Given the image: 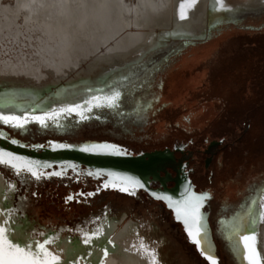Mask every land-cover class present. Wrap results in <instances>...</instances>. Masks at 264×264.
Segmentation results:
<instances>
[{
    "label": "rangeland",
    "instance_id": "1",
    "mask_svg": "<svg viewBox=\"0 0 264 264\" xmlns=\"http://www.w3.org/2000/svg\"><path fill=\"white\" fill-rule=\"evenodd\" d=\"M253 12L221 18L204 39H167L127 69L118 109H94L82 122L72 115L46 128L30 123L17 129L18 137L28 143L115 139L134 152L168 148L175 157L191 152L190 177L198 191L213 197L209 220L219 264H241L220 222L242 212L264 188V8ZM8 86L0 81V104L38 105L53 97L7 93ZM213 142L218 149L208 162ZM0 173L4 209L15 210L12 221L31 238L41 232L58 237L55 241L82 240L81 227L87 232L108 221H132L142 223L144 235L157 243L159 264H209L161 201L110 190L78 196L93 191L95 182L72 170L40 181L17 177L4 166ZM69 195L75 198L66 202ZM255 231L259 241L256 226Z\"/></svg>",
    "mask_w": 264,
    "mask_h": 264
},
{
    "label": "bare ground",
    "instance_id": "2",
    "mask_svg": "<svg viewBox=\"0 0 264 264\" xmlns=\"http://www.w3.org/2000/svg\"><path fill=\"white\" fill-rule=\"evenodd\" d=\"M179 2L0 0V81L9 85L5 91L35 99L51 92L53 97L49 100L56 101L5 105L0 107V112L42 115L65 105L83 103L93 95L110 93L113 88L121 90V84L128 77L124 76L127 69L167 39H204L221 18L232 14H256L254 10L264 8V0H225L223 10L214 5L213 0H198L197 6L190 11L189 20L179 22L176 19ZM100 81L106 83L105 87L96 85ZM85 115L90 118V113L85 112ZM70 116H61L55 124L60 125ZM84 120L78 116V121ZM1 177L0 173V208L4 209L5 185ZM258 194L259 191L254 198ZM252 207L254 212H259L258 206ZM11 226L13 235L19 240L31 242L44 238H31L18 223L13 222ZM143 226L132 221H108L102 228L103 235L91 247L85 246L82 240L66 237L55 241L51 248L65 264L73 260L80 264H143L136 251L141 240L156 253L158 250L157 243L144 235ZM256 227L259 231L257 248L264 258V224ZM109 239L113 244L107 243ZM102 248L108 249L109 256L104 257ZM233 250L239 262L246 264L242 258L243 249L236 251L233 246Z\"/></svg>",
    "mask_w": 264,
    "mask_h": 264
},
{
    "label": "snow or ice",
    "instance_id": "3",
    "mask_svg": "<svg viewBox=\"0 0 264 264\" xmlns=\"http://www.w3.org/2000/svg\"><path fill=\"white\" fill-rule=\"evenodd\" d=\"M198 0H180L177 8L176 19L179 22H187L192 9L197 6ZM214 5H218L219 9L226 8L225 0H213ZM213 10H216L215 7ZM103 91V90H101ZM121 90L113 88L110 93L104 95H93L83 101V103H75L65 105L58 109L44 112L42 115H35L25 112L22 115L0 113V123L14 129H25L29 123H36L41 127H47L48 122H58L61 116L78 115L81 120L87 119L85 112L91 113L94 109H118L121 102ZM5 105H0L4 107ZM12 143H17L13 140ZM55 147L64 148L68 145H56ZM85 152H100L105 154L123 155L122 149L113 144H91L86 145L81 149ZM0 166L10 169L17 177L26 175L30 176L35 181H40L42 178H50L51 176H61V172L45 173L41 169L52 167L48 164H40L23 157L13 155L10 152L0 150ZM69 168H74L73 165H68ZM89 176L103 175L106 179L115 177L120 181L118 186L115 183L105 182L103 189L114 188L122 193L135 195V188H144L139 180L130 176H118L116 173H88ZM9 187L16 191L17 186L10 184ZM35 195V193H33ZM78 196H93L95 193H78ZM160 201H167V206L175 213V219L182 222L187 236L192 244L199 250L200 255L205 258L209 264H218L217 258L213 255L211 245L207 242L208 229L205 223V217L201 209L205 202L209 199L207 194H196L191 190V184L185 188L180 199H173L171 196L163 195L156 196ZM74 196L69 195L66 202L74 200ZM252 206H258L259 212L253 211ZM15 214L14 209L0 208V264H65L63 258L57 254L51 245L58 237L48 238L44 233H40L42 240L33 239L31 242L22 241L13 235L12 217ZM226 238L233 243L234 249L239 251L243 249V259L246 264H264V258L257 248V234L255 226L264 224V188L259 190V194L248 202V206L244 207L242 212L236 215L229 221H221ZM71 231V229H69ZM81 233L82 243L85 246L91 247L96 239L103 235L102 227H97L94 230L84 231L81 227L78 229ZM108 244H113L109 239ZM115 246V245H113ZM134 248L136 246H133ZM104 257L109 256L107 248H102ZM128 251V249H125ZM137 253L141 256L143 264H159L158 255L154 249L148 247L143 240L140 241L139 247L136 248ZM83 259V258H81ZM68 264H80L78 260L68 262ZM103 264V262H101Z\"/></svg>",
    "mask_w": 264,
    "mask_h": 264
},
{
    "label": "water",
    "instance_id": "4",
    "mask_svg": "<svg viewBox=\"0 0 264 264\" xmlns=\"http://www.w3.org/2000/svg\"><path fill=\"white\" fill-rule=\"evenodd\" d=\"M13 140L17 141V143H12ZM103 143L116 145L117 147L122 149L125 154L114 155L100 152H85L81 150L86 145ZM61 144L68 145V147H55L56 145ZM176 149L180 148L176 147ZM0 150L10 152L13 155H17L40 164L51 165L52 167L50 168L41 169V171L45 172L46 174L51 172H61L62 175H64L69 170L78 172V168L84 167L86 169L85 172L87 175L89 172H112L116 173L118 176H130L144 184V188L142 190L146 191L154 199L156 198L153 193H155L156 196L167 195L173 197V199H180L182 193L189 185V183L191 184V190L193 192L198 195L207 194L208 197H210L209 192L196 190L190 177L185 171L181 169L187 157L184 156L179 159H175L172 151L168 148L163 150L134 152L133 150L119 142L99 139H87L80 142L60 141L52 139L46 145L39 142L28 143L27 141L19 139L16 136H11L5 127L0 126ZM68 165H73L74 168H69L67 167ZM166 167H170L176 171V175L173 178L167 172L164 176L161 175V172L164 171ZM92 177H103L102 185L105 182H108L115 183L119 186L121 183L120 181L116 180L115 177L107 179L103 175H92ZM168 180H172L173 182L168 184ZM155 181H158L160 185H155L153 183ZM137 189L140 188H135V190ZM163 202L167 206V201ZM207 203L208 200L205 202L204 207L201 209L204 214L205 223L208 229L207 242L211 245L212 253L217 258L219 264L217 244L214 239L212 227L209 220V210L206 208ZM170 210L172 211L175 219L174 211L172 209ZM180 223L182 224V222ZM183 229L185 231L184 226ZM188 239L191 242L189 237Z\"/></svg>",
    "mask_w": 264,
    "mask_h": 264
},
{
    "label": "flooded vegetation",
    "instance_id": "5",
    "mask_svg": "<svg viewBox=\"0 0 264 264\" xmlns=\"http://www.w3.org/2000/svg\"><path fill=\"white\" fill-rule=\"evenodd\" d=\"M0 126H1V127H5V128L8 130V132L10 133L11 136H16V137H18L17 134H22V133L19 132L17 129H14V128H11V127H8V126H3L1 123H0ZM18 138H19V137H18ZM19 139H20V138H19ZM24 141H26V140H24ZM217 146H218V143H217V142H213V143L209 146V149L207 150V152H209V157L207 158V159L209 160L208 162H210L212 156L215 155V152H216V150L218 149ZM176 150H177V149H176ZM180 152H181V156H180V157H175V156H174V158H175V159H179V158L184 157V156L187 157V159L184 161V165H183V167H182L181 169H182L183 171H185V172L187 173V175L190 177L191 169L187 167V163H188V158H189L190 155H191V152H185L184 150H182V151H180ZM172 153H173V151H172ZM173 155H174V154H173ZM85 171H86V169H85L84 167H81V168H78V172H74V173H75V174H80V176H83V177H88V178L91 179V181H94V182H95V189H94L93 191L88 192V193H100V192H103V191H105V190H110V191H112V192H117V193H120V194H124V195L130 196V197H133V198H136V199H139V200H140V199H141V200H149V199H151V200H154V201H160V200H156V199L152 198V197H151L146 191H144V190H142V189H137V190H135V195H129V194H126V193H122V192H120V191H118V190H116V189H110V188H109V189H103V187H102L103 177H100V178H94V177H92V176L87 175ZM166 172L169 173L170 176H171L172 178L176 175V171H175L174 169L170 168V167H166V168L164 169V171L161 172V175L164 176ZM51 177H53V176H51ZM167 182H168V184H170V183H172L173 181H172V180H168ZM153 183H154L155 185H160V183H159L158 181H155V182H153ZM145 192H146V193H145ZM212 198H213V197H212V195L210 194V197H209V199H208V203H207V205H206V208L209 210V214H210V210H212V209H211V206L209 207ZM161 203H162V205H163V207H164L165 209L170 210V209L166 206V204H165L163 201H161ZM51 232H52V231H51ZM37 238H38V237H37ZM38 239H40V238H38Z\"/></svg>",
    "mask_w": 264,
    "mask_h": 264
},
{
    "label": "trees",
    "instance_id": "6",
    "mask_svg": "<svg viewBox=\"0 0 264 264\" xmlns=\"http://www.w3.org/2000/svg\"><path fill=\"white\" fill-rule=\"evenodd\" d=\"M50 140H52V139H47L46 141H44L43 143L46 145V144H48V142L50 141ZM101 140H109V141H116V142H119V141H117V140H115V139H101ZM37 142H39V141H37ZM120 143V142H119ZM122 144V143H121ZM124 145V144H123ZM190 179H191V181L193 182V179L190 177ZM193 184H194V186H195V189L197 190V187H196V185H195V183L193 182ZM146 193V192H145Z\"/></svg>",
    "mask_w": 264,
    "mask_h": 264
}]
</instances>
